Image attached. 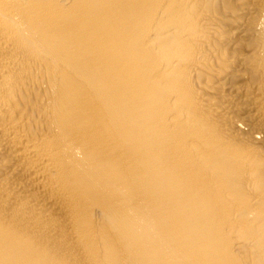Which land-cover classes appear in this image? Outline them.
<instances>
[{
  "label": "bare ground",
  "instance_id": "obj_1",
  "mask_svg": "<svg viewBox=\"0 0 264 264\" xmlns=\"http://www.w3.org/2000/svg\"><path fill=\"white\" fill-rule=\"evenodd\" d=\"M0 264H264V0H0Z\"/></svg>",
  "mask_w": 264,
  "mask_h": 264
}]
</instances>
